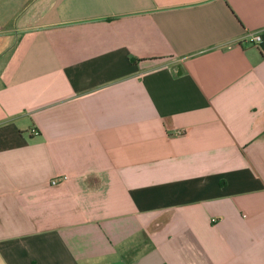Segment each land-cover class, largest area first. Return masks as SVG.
<instances>
[{"label":"crops","instance_id":"crops-1","mask_svg":"<svg viewBox=\"0 0 264 264\" xmlns=\"http://www.w3.org/2000/svg\"><path fill=\"white\" fill-rule=\"evenodd\" d=\"M0 264H264V0H0Z\"/></svg>","mask_w":264,"mask_h":264},{"label":"built area","instance_id":"built-area-1","mask_svg":"<svg viewBox=\"0 0 264 264\" xmlns=\"http://www.w3.org/2000/svg\"><path fill=\"white\" fill-rule=\"evenodd\" d=\"M250 41H251V43H253V44H255V45H257L260 41H261V36H260V34H253L251 37H250ZM35 133H36V131H35ZM65 177H55V178H53V179H51V184H55V183H57L58 181H60V180H62V179H64Z\"/></svg>","mask_w":264,"mask_h":264}]
</instances>
